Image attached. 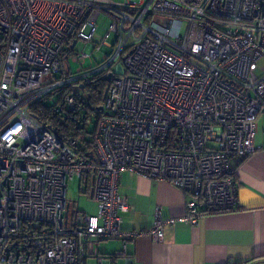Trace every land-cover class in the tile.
<instances>
[{
	"label": "built area",
	"instance_id": "1",
	"mask_svg": "<svg viewBox=\"0 0 264 264\" xmlns=\"http://www.w3.org/2000/svg\"><path fill=\"white\" fill-rule=\"evenodd\" d=\"M101 13L111 20L97 46L105 62L71 74L67 59L90 56L74 48L94 43ZM263 67L264 0H0V264H78L103 240L140 235L121 229L127 170L187 196L179 217L156 210L158 239L164 226L233 210L230 159L257 149ZM108 74L89 156L30 111L44 99L58 112L63 87L74 111L73 89ZM74 178L96 215L70 211Z\"/></svg>",
	"mask_w": 264,
	"mask_h": 264
},
{
	"label": "crops",
	"instance_id": "2",
	"mask_svg": "<svg viewBox=\"0 0 264 264\" xmlns=\"http://www.w3.org/2000/svg\"><path fill=\"white\" fill-rule=\"evenodd\" d=\"M256 124V151L230 159L237 189L233 210L205 214L194 225L164 226L158 239L150 234L156 210L163 217H179L185 212L187 196L167 181L123 171L118 192L129 210L120 213L121 229L141 234L101 241L97 255L86 257L82 264H238L248 260L264 264V115L256 118ZM89 191L86 194L93 200ZM78 211L97 213V209L92 214Z\"/></svg>",
	"mask_w": 264,
	"mask_h": 264
},
{
	"label": "trees",
	"instance_id": "3",
	"mask_svg": "<svg viewBox=\"0 0 264 264\" xmlns=\"http://www.w3.org/2000/svg\"><path fill=\"white\" fill-rule=\"evenodd\" d=\"M108 86L105 77L95 75L77 85L76 109L69 110L64 102L63 96L69 91V87L59 90L57 104L60 110L56 113L52 111V105H48L44 99L37 101L30 108L31 113L39 120L46 122L57 134L71 135L76 138L77 147L83 156H89L93 146V136L95 134L97 121L100 116L99 107L103 102L104 93ZM93 116L96 121L94 128L89 130L87 123ZM220 211H213L216 213ZM79 260L78 264H82Z\"/></svg>",
	"mask_w": 264,
	"mask_h": 264
},
{
	"label": "rangeland",
	"instance_id": "4",
	"mask_svg": "<svg viewBox=\"0 0 264 264\" xmlns=\"http://www.w3.org/2000/svg\"><path fill=\"white\" fill-rule=\"evenodd\" d=\"M114 2H123L124 0H112ZM111 20L110 17L104 13H101L97 19V30L94 35V43H84L78 41L75 45V53L81 55V52L87 51L90 56L86 57L83 61H75L72 58H68L67 62L69 65V72L71 74L76 73L79 67L86 68L85 70H95L100 66L105 60H103V51L98 49L97 46L100 45L102 37L108 30V26ZM114 39V35L111 34L108 41L111 42ZM264 69V67H263ZM256 72L261 74L263 71L261 68H257ZM49 106L53 105L54 102H48ZM96 119L91 116L90 121L87 123V128L92 130L94 128ZM67 199L70 203V211L73 210H84L86 213H94L97 209V204L95 201L91 200L86 193H84V185L77 178H74L68 183L67 187Z\"/></svg>",
	"mask_w": 264,
	"mask_h": 264
},
{
	"label": "water",
	"instance_id": "5",
	"mask_svg": "<svg viewBox=\"0 0 264 264\" xmlns=\"http://www.w3.org/2000/svg\"><path fill=\"white\" fill-rule=\"evenodd\" d=\"M74 43H75V41H73V43H72V46L74 45ZM191 62L192 63H194V64H197V62L195 61V60H191ZM106 79L109 81L110 80V74H108L107 76H106ZM102 109V107L100 106L99 107V110H101ZM104 261H106V262H108L109 263V260L107 261V260H104ZM248 261H250V260H248ZM255 263V262H254ZM239 264V263H238ZM256 264V263H255Z\"/></svg>",
	"mask_w": 264,
	"mask_h": 264
},
{
	"label": "flooded vegetation",
	"instance_id": "6",
	"mask_svg": "<svg viewBox=\"0 0 264 264\" xmlns=\"http://www.w3.org/2000/svg\"><path fill=\"white\" fill-rule=\"evenodd\" d=\"M105 80H106V82H108V80L106 79V77H105Z\"/></svg>",
	"mask_w": 264,
	"mask_h": 264
}]
</instances>
